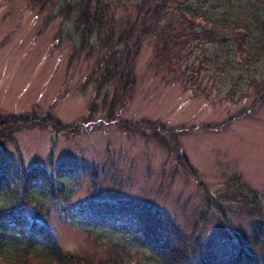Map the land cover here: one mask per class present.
<instances>
[{"label":"rangeland","instance_id":"obj_1","mask_svg":"<svg viewBox=\"0 0 264 264\" xmlns=\"http://www.w3.org/2000/svg\"><path fill=\"white\" fill-rule=\"evenodd\" d=\"M110 1L116 26L138 0ZM179 1H171L163 24L173 39L192 33L163 50L157 39L146 38L124 96V90L98 83L102 41L80 51L74 25L55 11L32 7L28 0H0V116L31 117L12 130L11 141L2 140V151L16 161L20 155L25 168H48L55 185L60 172L49 168V155L54 163L73 166L60 175L64 186L75 184L69 209L52 200L63 194L60 187L38 207L47 221L39 234L61 252L98 263L152 264L151 249L143 244H155L157 237L165 244V224L174 227L170 234L189 236L201 228L212 242L225 234L223 210L209 206L217 196L230 199L241 191L248 198L252 190L264 204V103L248 84L264 75V57L235 52V18L228 7L185 0L215 20L190 24L178 14ZM137 123L151 130L133 133L137 130L127 125ZM73 125L77 133L60 134ZM240 213L245 212L231 209L224 216L264 252V233L251 236L264 224V210L251 218ZM157 221L163 241L153 228ZM126 239L142 243L127 250L114 244ZM173 242L179 246L181 240Z\"/></svg>","mask_w":264,"mask_h":264},{"label":"trees","instance_id":"obj_2","mask_svg":"<svg viewBox=\"0 0 264 264\" xmlns=\"http://www.w3.org/2000/svg\"><path fill=\"white\" fill-rule=\"evenodd\" d=\"M28 1L32 7L49 8L55 11V15H61L71 25H74L80 51L85 49L92 50V43L102 41V46H104L105 50L96 65L97 71H101L98 83L100 86H105L106 89L114 86L115 89L124 90V96L129 93L133 85L136 60L146 38L153 37L157 39L161 45V50H163L168 48L174 40H181L180 38L192 33H183L173 39L169 32L170 26L163 24L164 19L167 18L170 12L172 0H138L133 5V13L123 18L120 17L116 26L113 24L115 20L113 15L114 7L110 0ZM182 1V4H179L180 1L177 4L178 14L188 20L190 24H194V22L215 23L212 16L203 13L194 5L185 2V0ZM207 1H210L212 8L215 7L214 5L226 6L234 14L233 28L237 32L233 42L235 52L240 56L245 55V58H263L264 0H232L231 2L230 0H200L201 3ZM244 44H246V47ZM101 67L102 70L100 69ZM248 84L254 86L256 99L261 104L264 103V75L257 80H249ZM230 87L232 88L233 86ZM240 113L242 112L240 111ZM27 114L0 116L1 262L6 264H34L33 260H30L31 258H34V260L41 258L43 260L40 264H107L87 260L71 253L61 252L54 243L48 245L39 234L40 232L43 233V228L47 225V221L42 213L38 211V207L44 206L46 202H49L50 193H57L55 188L60 187L63 194L59 197L53 196L52 200H59L68 208L69 203L67 201L69 202L73 195L75 184L68 185V187L64 186V181L60 180V175L71 173L70 170L73 166L63 160L54 163L52 154L48 157V166L51 170L54 169V171L60 172L57 178V185H55L54 179H51L53 172L51 171L50 173L48 168L44 169L42 166L25 168L20 155H18V161H16L11 153L2 151V140H8L9 138L12 140L11 132L16 126L18 127V125L22 124L21 120L26 118L25 122L29 124L31 117L29 118ZM29 114L34 115L35 111L31 110ZM142 125L137 123L135 127L132 125L127 126L133 131L137 130L133 133L143 131L145 128L151 130L150 126ZM4 126L5 130H3ZM123 128H125L124 125ZM78 130V126L73 125L68 127V130L63 129L60 134H75ZM46 172L47 175H45ZM235 182L237 181L235 180ZM243 189L248 190L249 188L244 187ZM249 194L248 198L243 197L241 191L236 192L234 195L233 193L228 195L230 199L226 197L222 199L217 196L214 201L209 202V206L217 212L222 209L221 213L224 215L231 209L241 210L245 213L240 214L251 218L252 214L259 215V212L264 210V204L258 203L257 194L254 191L251 190ZM31 200L34 202L31 203ZM88 204L89 202L82 204L85 210H87ZM221 205H227V209L221 208ZM98 207L93 208L94 213H99ZM85 210L82 212H85ZM86 214L92 217L90 212L87 211ZM72 215L75 214L71 213V215H68L65 213L64 216L69 217ZM224 215L221 216V220L228 224L229 229L223 236H219L216 242H212L209 237L206 240L201 228H198L195 231L196 233L194 231L191 232V235L188 236L183 231L180 232L178 230L175 231L176 233L170 234V231L175 229L170 223H168V228L165 224L162 228L164 234L167 235L165 236V244L159 242L158 237L155 244L149 241L143 244V246L146 245L151 249L150 254L153 256L152 259L154 258L152 264H264V252L254 247L252 244L254 241L251 242L249 236L245 237L246 232L236 231L234 225L228 219L226 220ZM77 221V224L82 226L80 220ZM161 221H165V219ZM159 224L160 221H157L153 228L159 238L162 239L163 232L160 230L161 225ZM126 226L131 227L129 223ZM84 227L86 230L95 228V226L88 227V225ZM263 231L264 224L258 223V226L252 231V240L258 237V232L264 233ZM134 234L136 235V233ZM174 238L181 240L179 246L173 242ZM134 240L135 242H130L126 239V241L114 244L127 250L134 243L138 245L142 243L136 239L131 241ZM262 245L264 247V240ZM27 256L32 257L29 258Z\"/></svg>","mask_w":264,"mask_h":264}]
</instances>
